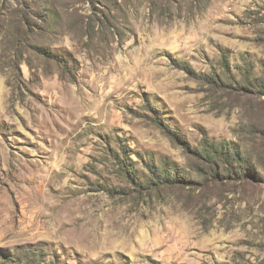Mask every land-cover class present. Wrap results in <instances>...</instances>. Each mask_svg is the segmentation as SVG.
Listing matches in <instances>:
<instances>
[{"label": "rangeland", "instance_id": "rangeland-1", "mask_svg": "<svg viewBox=\"0 0 264 264\" xmlns=\"http://www.w3.org/2000/svg\"><path fill=\"white\" fill-rule=\"evenodd\" d=\"M248 69L264 0H0V264H264V174L148 196L117 163L189 169L158 114L264 164Z\"/></svg>", "mask_w": 264, "mask_h": 264}, {"label": "trees", "instance_id": "trees-1", "mask_svg": "<svg viewBox=\"0 0 264 264\" xmlns=\"http://www.w3.org/2000/svg\"><path fill=\"white\" fill-rule=\"evenodd\" d=\"M222 65L228 67L227 56L223 51L221 54ZM250 69L245 74L247 82L250 80ZM202 80L212 87L213 90H236L240 92L245 90L246 86L232 80L227 83L217 75L202 76ZM252 86L258 90V94H264V76L252 77ZM155 122L161 126L173 142L181 145L184 152L188 154V167L181 168L177 165L160 164L155 165L153 161L145 163V167L149 172V178L146 181H140L137 170L133 164L124 158H120L117 163L119 169L129 183H131L143 195L150 196L156 191L161 192L165 189H188L189 193L194 191L197 186H207L208 182L222 181L224 177L231 178V180H244L247 176H252L254 179H259L264 174V164L254 163L248 156L239 149L235 144L227 141L216 142L209 140L208 137L203 136L200 141V148L192 146L188 141L179 136L172 130L163 120L155 114L153 116ZM259 167V169L256 168ZM230 177V178H229Z\"/></svg>", "mask_w": 264, "mask_h": 264}]
</instances>
